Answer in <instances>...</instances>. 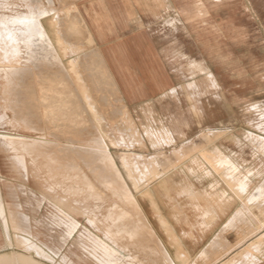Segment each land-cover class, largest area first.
I'll return each mask as SVG.
<instances>
[{"label": "rangeland", "instance_id": "obj_1", "mask_svg": "<svg viewBox=\"0 0 264 264\" xmlns=\"http://www.w3.org/2000/svg\"><path fill=\"white\" fill-rule=\"evenodd\" d=\"M2 2L4 4L7 2L9 7L0 8L1 13L18 12L17 17L26 16L31 19V15H21V12L28 9L29 0H4ZM41 3V0L37 1L38 7H41ZM179 7L183 10L187 8V11L181 12ZM157 15L159 17L157 19L156 50H149L145 46L146 50L141 53L140 67L116 69L117 73L122 75L126 72L131 76L139 74L144 77L146 91H157V115L161 119L164 118L163 122L171 120L172 109L182 108L188 112V118L198 126L197 129L201 130L202 123L208 127L225 126L226 128L221 133L212 134L211 131L205 134L204 139L207 142L204 147L208 150L216 147L218 141L225 140L227 145L235 144L243 157L256 158L259 154L253 150L250 139L246 136H248L247 131L257 133L251 137L252 143L257 145L263 139L261 135H264V0H157ZM183 15L188 16L185 18ZM43 16L49 20L50 32L53 31L50 35L51 43L57 44H49L48 35L42 37L43 40H37L34 36V44L30 45L28 51V61L24 60L26 64L23 69H18L24 74L18 77L16 83L10 84L12 87H8L7 90L5 80H10V78H3L5 69L3 64L9 66V60H0V254L14 250L28 252L18 245L9 218V208H15L16 213L18 209L20 213L26 215L37 239L58 251L55 259L58 260L62 254L67 253L71 260L76 261L77 257L73 253L75 248L71 244L73 237L67 238L66 241L62 240L63 234L60 232L63 226L57 224L54 208L61 209L55 214H60L62 218L68 216L69 220L64 223L70 230L86 229L94 232H92L91 239L105 240L97 230L98 224L96 223L101 221L98 216L105 212L107 205L112 210L113 204L117 202L115 208L119 203L120 208L117 209H123L121 212L123 213L127 209L126 205L130 203L129 205H132L130 209L125 210V213L128 216L127 212L133 210L134 215L131 212L129 214H132V219L136 220L139 217H135L137 206L135 202L133 203L132 197L135 189L125 178L123 166L125 159L119 158L120 155L122 153L138 154L142 156L141 160L144 164V161L147 162L152 156H157V149L122 146L118 142H110L119 141L120 137L125 135L124 132H120L123 129L122 125H117L115 122L120 120L121 116L117 115L120 109L118 110L116 106L112 109L117 90L111 69L105 67L103 62H101L103 67L99 64L96 52L88 51L91 39L86 37L79 25V19L77 22L73 15H34V18L37 20V17L41 19ZM42 23L40 22L42 27L47 24L45 21ZM40 24L38 21L34 27H40ZM45 26L42 30L46 29ZM57 27L60 28L61 35ZM19 40L21 43V39ZM42 41V46L36 44ZM73 45L74 49L79 50L76 54L77 58L67 60L68 56L73 53V49L70 48L67 56L62 58L63 62L61 56L66 54L68 47L73 48ZM1 52L0 56L4 54ZM3 56H8V53ZM46 58H50L48 64ZM12 62H17V60L11 59ZM207 72L214 75L215 82H210L206 78ZM191 81H195L196 85L188 88L187 84ZM169 87L176 88L175 95L161 97L160 92ZM95 109L97 110L94 111ZM102 133L105 134V139L102 138ZM200 133V131L194 133L195 140L202 139ZM6 139L11 142L8 140L7 143ZM12 142L19 147V151ZM22 144L29 149H24ZM25 150L29 152H24V155ZM107 150L113 155L116 165L122 171L123 180L129 187V200L124 195L127 198L126 201H129L126 205H124L126 198L121 200L120 197L123 195L120 196L121 193L118 194V190L114 192L111 189V192L110 189H105L114 187L116 182L115 164L109 161L111 155ZM225 150L229 154L234 151L232 147H227ZM152 151L154 153H151ZM123 155L126 158L125 154ZM49 157L57 158L61 163H67L68 166L70 164V168L50 164L48 172L51 175H47L49 179L43 180L46 172V169L42 170L43 165H47L44 162ZM186 160L185 157L176 168L185 170ZM73 163L80 166L81 172L78 169L77 171L71 170ZM189 166L194 171L190 175L199 182L209 179L216 180L218 176L215 173L210 176L205 174L207 164L196 165L194 163ZM252 168L253 170L261 169V163ZM75 172L77 178L71 179ZM154 179H157V176ZM36 182H40L42 188L40 186L37 188ZM89 182L91 188L88 186ZM262 182L261 187L257 186L250 194L247 192L242 196L240 191L237 192L241 199L240 209L231 216L229 222L215 238L218 239L217 244L222 242L220 246L228 248L229 243L223 239L222 234L237 223H241V230H238L239 234H237L241 240L237 243L236 252L227 255L219 264L234 257L236 258L232 264H254L255 262V264H264V259H261L260 255L264 250L263 245L254 246L249 250H241L240 247L264 230V227L260 226L264 224V182ZM149 186L155 191L157 181ZM69 189L74 192H81L82 189H86L87 192L94 190L95 193L98 192L97 197L100 193L101 198L96 199L94 196L93 199L87 200V204L98 215L94 217V220L92 219L93 221H88L85 214L79 216L78 219L76 216L67 215L60 207L61 205L55 202V199H64L65 196L61 195V192L54 191L67 192ZM257 190L262 194H257ZM113 192H117L120 197ZM69 196L73 199V195ZM116 196L123 204H120V200L117 201ZM136 196L157 232L153 214L148 211L150 209L149 200L139 193H136ZM155 198L157 199V196ZM151 204L157 214L156 203L151 201ZM133 205L134 208H132ZM124 206L125 209L122 208ZM115 208L111 211L112 213L117 210ZM117 211L116 215L113 214V221L119 217L121 210ZM250 214L253 215L249 218ZM133 220L130 221L135 223L136 221ZM138 221L140 224L143 222L142 227L147 226V230L150 228L142 217H139ZM248 221L255 222L257 226L251 227ZM150 239L155 240L156 238L152 235ZM173 240L176 239L173 237ZM216 240L212 243L213 245H217ZM122 242L128 245L127 248L133 253L125 252L119 255L118 258L121 260L123 256L129 259L128 255L132 259L133 254L138 255L141 260L151 255L148 248L140 249L141 247L139 248V245L130 238ZM230 247L233 246L230 245ZM76 253L83 256L81 250L76 249ZM159 255L157 251L158 260L161 259ZM219 256V253H215V258ZM109 260L106 259L108 262ZM260 260L263 262H259ZM150 263L149 260H145L141 264ZM198 263L205 264V261L200 259Z\"/></svg>", "mask_w": 264, "mask_h": 264}, {"label": "crops", "instance_id": "obj_2", "mask_svg": "<svg viewBox=\"0 0 264 264\" xmlns=\"http://www.w3.org/2000/svg\"><path fill=\"white\" fill-rule=\"evenodd\" d=\"M2 1L4 0H0V8L9 7L7 2L5 5ZM37 1L38 0H29V5H27L28 9L21 12V15H31L33 26L38 24L39 21V18L37 17L36 20L34 15H73L76 17L75 19L77 22L79 19V25H81L86 37L91 39L88 51L91 53L92 51L96 52L99 64L102 67V64H104L105 67L111 69L113 81L117 90L116 98L113 101L114 107H112V109H114L115 106L118 107V110L120 109L119 113L117 112V115L121 116L120 120L118 119L115 121L117 125H122L123 129L121 128L122 131L119 129L120 132H130L134 126L135 131L140 133L141 139L139 137L136 139L131 137L133 140L131 141L132 145L135 147H149L152 150L157 149V159L160 160H157V173L159 174H157V188L154 191L149 186L157 206V216L151 204L149 205L150 209H148L154 217V222L157 227V237L161 240L172 257H175L176 251L180 249L187 254L189 259L193 258L214 239L229 221L231 216L240 209L241 199L236 190L240 189L241 174H245L248 171L251 172L249 175L248 194L254 192L256 187L263 181L264 154L256 151V145H254L251 140V137L257 133L247 131L248 136H246L248 137L247 139H250V145H252L251 147L253 150L259 154L256 155L255 153L256 158L243 157L235 144L227 145L225 140L218 141V145L214 147L215 149L219 148L218 154L212 153L213 151L211 152L204 147L205 142H207V140L204 139L206 136L205 134L211 131L221 133L224 131L223 129L226 128L225 126L208 127L202 123L201 130L197 129L198 126L194 125L192 120L188 118V112L184 111L182 108L172 109L170 115L171 120L163 122L164 118L161 119V117L157 115V91H146L144 77L139 74L131 76L126 72H123L122 75L117 73L116 69L140 67L142 58L141 53L146 50L145 46H147L149 50H156L157 19L159 17V15H157V0H41V7H38ZM178 9H180L181 12L187 11V8L183 10V8L179 7ZM17 13L18 12H11L3 14L0 12V51L4 54L8 53V56H4L5 58L3 60H9V66L8 64H3V67H5L3 78H10V80H5L6 90L8 87H12L10 84L16 83L18 77L24 74L18 69H23L24 64H26L24 60L28 61V51L30 45L34 44V36H36L37 40H43L42 37L48 35L50 38V35L53 33V31L50 32L51 27L48 23L49 20L45 16H43L42 19L43 22H47L46 26L44 25L46 29L42 30L44 26L42 27L40 22L39 24L41 27L32 28L30 26L29 29L28 27L26 29H19ZM3 15H10L9 23L8 20L5 19L6 16ZM183 16L186 18L188 15ZM52 20L55 21V19ZM52 20L51 22L53 23ZM19 30H21V33L23 31L26 32V34H24L26 41H24V36L18 38ZM57 30L59 32L60 28L57 27ZM61 34L60 30V35ZM19 39H21V43H19ZM30 40H32V42H29ZM49 41V44H57L51 43V38ZM36 44L42 46L43 41ZM70 48L73 49V53H71V56H68L67 60L70 58H77L76 54L79 50L74 49L73 45V48L68 47L66 54L61 56L63 62ZM3 55L0 56V60H2ZM18 55H20V60L18 59ZM99 57H101L102 60ZM11 59L17 60V62L11 63ZM49 61L50 58H46L47 64ZM101 62L103 63L101 64ZM207 73L206 78L210 82H215L214 75L211 72ZM195 85V81H191L188 82L187 87L192 88ZM175 93L176 88L169 87L163 89L160 92V96H173ZM193 109L195 110V107H193ZM149 128L151 131L153 129V132L157 131V135L155 134L154 136V138L156 137L155 139L150 140L148 138L147 133L150 132ZM199 131L201 132L202 139L195 140L194 133H198ZM261 136L264 139V135ZM227 147H232L234 151L229 154V152L225 150ZM184 151L185 154L183 153ZM151 153L154 152L152 151ZM203 153H205V155ZM206 153L208 155H206ZM209 153H211L212 156H210ZM111 156L113 157V155ZM204 156L205 160L208 159L207 161H204V158H202ZM50 157L44 162V164L47 165H43L42 169L43 171L46 169V176L51 175V173L48 172L50 164L70 168V164L68 166L67 163H61L59 159ZM185 157L187 158L185 162L186 169L176 168L178 163ZM196 157L201 161H199L198 164V159ZM193 159L196 165L200 163L207 164L208 167L205 174L209 176L214 173L217 174L216 180L209 179L199 182L194 176L190 175L191 172H194L192 168H189V164H194ZM165 161H167V163ZM208 161H217L216 167L214 163H211L212 166H209L210 163ZM170 163L172 165H170ZM259 163H261L262 168L253 170L252 167ZM163 164H165L166 167H162L164 166ZM168 164L169 166H167ZM72 169L77 171L74 164L71 166V170ZM45 175V178L42 179H49V177ZM32 178L34 179V177ZM76 178L75 172V175L71 177V179ZM186 186H190L191 188ZM211 186L216 187V190H212L210 188ZM183 188H185V190ZM141 190L135 192L134 196H136V193H140ZM222 190L226 191L223 192V194L226 193L229 199L228 201H224L225 199H223L222 202L218 201L216 203L218 196L223 195L220 192ZM207 193L208 196L205 195ZM156 196L157 199L155 198ZM201 205H207L206 211L209 209L207 219L201 216L203 211L200 209ZM203 220L205 225L202 224ZM240 224L241 223H237L234 227L229 228L222 234L223 239L229 243V246L232 245L233 247H230L228 251H226L227 248L219 247L214 254L210 251V253H212L210 254L211 257L208 256V258L210 257L208 262H206L207 259H203L205 264H219L227 255L236 252L238 249L237 243L241 240L237 235L239 234L238 230H241ZM250 225L251 227H255L256 224L250 222ZM263 234L264 230L247 240L244 245L256 243L258 239L264 237ZM173 237H176V241L172 239ZM240 247L241 250H243L244 246ZM215 253H219L220 256L215 258ZM261 257V259H264V250L261 253ZM261 261L262 260L259 262Z\"/></svg>", "mask_w": 264, "mask_h": 264}, {"label": "bare ground", "instance_id": "obj_3", "mask_svg": "<svg viewBox=\"0 0 264 264\" xmlns=\"http://www.w3.org/2000/svg\"><path fill=\"white\" fill-rule=\"evenodd\" d=\"M3 16H6L5 19H7L8 20V23H9V17H10V15H3ZM17 22H18V28L19 29H26L27 27L29 29L30 26L32 28L34 27L33 26V21H31L30 17H28V18L26 16L17 17ZM39 22L42 23L43 22V19L42 18L39 19ZM24 34H26L25 31H23L21 33V30H19L18 38L24 36V41H26V37H25ZM4 58L5 57L2 56V59H4ZM18 59L20 60V55H18ZM96 110L97 109H95L94 111H96ZM153 131H154L153 129H152V131L150 129V132H148V133L146 132L147 133V136H148V138L150 140L156 138V137L154 138V136L157 133V131L156 132H153ZM211 133L214 134V133H218V132H211ZM101 136H102L103 139H105V137H106L105 134H103V133H102ZM131 136L133 137V139H136L138 137L140 138V134L137 131H135V127L134 126L132 127L131 132H129V133L125 132V135L121 136L119 141H110V142H118L122 146H133L132 143H131V141H133L132 138H131ZM98 137H99V135H98ZM8 140H7V143H8ZM166 140H167V137H166ZM12 141L16 142L15 140H12ZM169 141H171V140H169ZM9 142H11V141L9 140ZM14 142H12V143L15 144ZM22 142L25 143V141H22ZM156 142H157V140H156ZM13 144H12V146H14ZM9 145H11V143ZM15 146H16V144H15ZM23 146H22V148H23ZM16 147H18V146H16ZM25 148H28V147L25 145L24 146V149ZM218 149L219 148H217V149L214 148V149H211L210 151L211 152L213 151L212 153H215V154L217 153L218 154ZM17 150L19 151V147L17 148ZM27 150L23 151V153L26 152ZM18 151H15V152H18ZM201 151H203V150H201ZM256 151L258 153H260V152L261 153H264V139H262L256 145ZM27 152H29V151H27ZM183 153L185 154V151ZM26 154H28V153H26ZM123 154H125L126 158H124V155ZM203 154L205 155V153H203ZM209 154H210V156H212L211 153H209ZM24 155H25V153H24ZM200 155L203 156L202 154H200ZM206 155H208V154L206 153ZM15 156H17V155H15ZM18 156H19V154H18ZM108 157H110V156H108ZM141 157L142 156H139L138 154L137 155H135V154H128L127 155L126 153H122L119 158L125 159L124 160L125 161L124 162L125 165H123L124 166V170H125V175H126L125 178H126V180H128V181L131 182V184L133 185V188L135 189V191L133 192V195H132V197L134 199V201L133 200L132 201H133V203L135 202V204L137 206L135 208V210L137 209L135 211V217L136 216H139L140 218L142 217L143 220H144V222H146V224H148V226L150 227V228H148V230H147V226L145 228L142 227L144 223L142 222V224H140V221H138L139 217L137 219L135 218L136 220H133L134 218L132 219L133 216H131V215L132 214L134 215V212L132 213L133 210H129L132 213L131 215H129L130 212H127L126 211L128 213V216L130 218L125 213V210L130 209V207L132 205V204L129 205L130 204V203H128L129 201L128 202L126 201L127 198H128V196H130V190H129V187L125 184V181L123 180V177H122V174H121L122 171L120 170V168L118 167V165H116V161L111 156L110 159L109 158L108 159L111 162V164H113V163L115 164V166L114 165L113 166L115 167L116 182H115V186L114 187H112V188L108 187V188H105V189L106 190L107 189L108 190L110 189V191L112 189L114 192L116 190H118V194L121 193L120 196L123 195L122 197H120L117 194V192L116 193L113 192V194H115V195L117 194L118 197H120L121 200H123L124 198L127 197L124 200V201H126L124 205H126V203H128V205H126L127 206V209H125L126 208L125 206L122 207V208L125 209L123 211V213L126 214V216H124V214L121 213L123 209H120L121 211L117 209L119 207V205H118L119 203L117 204L118 207L115 208V205H116L117 202L116 203L114 202L115 203V205L113 204L114 207L111 204V206L113 207V209L115 208L118 211H120V214H118L119 217L117 216L118 218H116L115 221H113L112 219H113V216H114L113 214H115V212L117 210L114 213H112L111 211L113 209L111 208L112 210H110V208H109L108 205L105 207V212L103 214H101L100 216L96 215V213L94 212V210H92L91 206L89 204H87V200L88 199H93L94 196L96 197V199L99 198V197L101 198L100 193H99V196L97 197V193L98 192L95 193L96 191H94V190H89L88 192H87L86 189L85 190L82 189L81 192H74L71 189H69V191H67V192L61 191V190L54 191V192H61L60 194L65 196L64 199H60V200L55 199V202L58 205H61L60 207L64 210V212L67 215L76 216V219H78L79 216H83L85 214L87 216V220L88 221H91L92 219L94 220V217L96 218V216L100 217V220L101 221H99V222L96 223V224H98L97 225V227H98L97 230L99 231V233L101 235H103V238L105 240H103V239H96V240L95 239H91L92 236H93V234H92L93 231L92 232L91 231H87L86 229L84 230L82 228H80V229L77 228L75 230H70V228L69 227H66L65 226V223H64L67 220H69L68 219V216L67 217H64L63 216L64 218H62V216L60 214H55V212L58 213V211L59 212L61 211V209L59 207H55L54 208V216L57 217V220H58L57 221V224L59 226L60 225L63 226V229L60 232L61 234H63L61 236L62 237V240L63 241H66L67 238H72L73 237V240H72L71 244L75 248V250L73 251V253L77 257L76 261H73V260L70 259V257H68V254L67 253H64L57 260L54 257L57 255V252L58 251L57 250L55 251L53 248H51L50 246H48L45 242L40 241V240L37 239L36 235H34L33 232H32V230H31V225H30V223H29L26 215L20 213L18 211V209H17V213H16L15 212V208H9L8 214H9V218L11 219V222H12V227L14 229L15 238H16V240L18 242V245H20V247H22L25 251H28V252L25 253L24 251L23 252H21V251L19 252L18 250L17 251L14 250V251H11V252L2 253V254H0V264H53L54 262H56V264H84V263H88V262H91L93 264H137V263L141 264L145 260L146 261L149 260V262H151L150 264H199L198 261L200 259H204V260L207 259L206 262H208V259H210V257H211L210 254L213 251L215 252L219 248L220 244L222 243L221 242L219 244V242H218V244H217L218 239L216 240L215 237H214V239L212 238L213 240H211L210 243L206 247H204V249H201L198 252V254L196 256H194L193 258H191V259H189L188 256H187V254L184 251H181L180 249H178L176 251V256L175 257H172L169 254V252L167 251V249L164 247V245L162 244L161 240L157 237V233H156L154 227L149 222L146 214L144 213V211H143V209L141 207V204H140L137 196H134V193L140 191L143 188L139 194L142 197H146L149 200L150 204H151V201L155 202L154 195H153L152 191L150 190L149 185L152 182L157 181V179H154V178H155V176H158L159 175L157 173V160L158 159H157V156L156 157L155 156H152L150 158V160H147V162L144 161V164H142V161L143 160H141ZM162 157H163V155H162ZM75 158H77V156ZM196 158H194V159H196ZM202 158H204V161H207L208 160V159L205 160V156L202 157ZM168 159H170V158H168ZM194 159H193V163L196 164V162H194ZM209 159H212V158H209ZM217 160H219V159H217ZM158 161H160V160H158ZM171 161H173V160H171ZM199 161L200 160L198 159L197 164L199 163ZM165 162L167 163V161H165ZM171 163H170V165L173 164V163L172 164ZM209 163H210L209 166H212L211 163L212 164L214 163V166L216 167L217 161H215V162L214 161H210ZM73 164L79 170V172H81L80 166L76 165L75 163H73ZM163 165L164 166H162V167H166L165 164H163ZM173 165H175V164H173ZM167 166H169V164ZM224 167L226 168L225 165H224ZM222 169H224V168H222ZM24 170H25V168H24ZM205 171H207V170H205ZM191 173H193V172H191ZM156 174H158V175H156ZM161 174H162V171H161ZM250 174H251L250 171H248L245 174H241L242 175L241 176L242 179H240L241 180L240 189L239 190H236V192L239 193V191H240V193H241L242 196H244L248 192V188H249V175ZM239 176H238V178H239ZM263 182H264V180H263ZM36 183H37V188L39 186L41 187V183L40 182H39L40 184L38 182H36ZM216 185H217V182H216ZM260 185H261V183L258 185L259 188L261 187ZM88 186H89V188H91V183L90 182L88 183ZM186 187H188V186H186ZM188 188H191V187L189 186ZM210 188L212 190H216V187H214V186H211ZM183 189L185 190V188H183ZM220 192L223 194V192H226V191H223L222 190ZM256 193L257 194H262L261 191H258V190H257ZM69 195H73V199ZM124 195L126 197H124ZM205 195L208 196V193L205 194ZM118 197L116 196L117 201L120 200V199L118 200ZM152 197H153V199H152ZM114 198H115V196H114ZM102 199H104V196L102 197ZM105 199H106V197H105ZM223 199H225L224 201H228L229 198H228V196H227L226 193H224L223 195H219L218 196V200L216 201V203L218 201L222 202ZM121 200L119 202H121L120 204H123ZM128 200H129V198H128ZM242 204L245 205L244 203H242ZM121 206H123V205H121ZM206 206L207 205H201L200 206V209L203 210L202 213H201V216L203 218H206L207 219V217L209 215L208 214L209 213L208 212L209 209H208V211H206L207 210ZM134 207L135 206L133 205L132 208H134ZM239 212H242V211H239ZM239 212H237V213L240 214ZM244 212H245V210H244ZM156 213H157V209H156ZM210 213H211V211H210ZM241 214H243V212ZM240 215H239V217H240ZM252 215L249 216V218L252 217ZM156 216H157V214H156ZM242 216H244V215H242ZM234 218H235V215H234ZM234 218H233V220H234ZM6 219H7V217H6ZM251 219H253V218H251ZM130 220H133L134 222L135 221L136 222L135 223H132ZM254 220L256 222H258V220H256L255 218H254ZM254 220H252V221H254ZM248 222L250 223V221H248ZM204 223L205 222L203 220L202 221V224L205 225ZM259 224H260V222H259ZM5 225H6V223H5ZM260 226H264V224L263 225H260ZM145 229H146V231H145ZM11 232H13V231H11ZM75 233H77V234L74 237ZM152 235L154 236V238H156L155 240L154 239H150V237L152 238ZM263 236H264V234H263ZM127 238L128 239L129 238L132 239L135 244L137 243L139 245V248L141 247L140 249H142V248H148L151 251V255H149L147 258L142 259V260L136 254H133V257L134 258H132V259L130 258L129 255H128L129 259L127 258V256H123L122 257V260L119 259L118 258L119 255H122L125 252H129V253L132 252L130 249L127 248L128 245H126L125 243L122 242L124 239H127ZM218 238L220 239L219 236H218ZM246 238H244V240H246ZM174 239H176V237ZM215 240H216V244L217 245H213L212 244V243H214ZM221 240H222V238H221ZM244 240H242V241H244ZM257 245H263L264 246V237H262L261 239H258L257 242L254 243V244L248 243L247 245H243L244 246L243 247V250H249L250 248L252 249V248H254V246H257ZM15 246H17V245H15ZM60 246H62V245L60 244ZM221 246L223 248L226 247V246H223V245H221ZM136 247H138V246H136ZM227 247H230V246H227ZM76 249L77 250H81V253L83 254L84 257L82 255L76 253ZM157 251H158V253H160L159 257H161V259H159V260L157 259ZM207 251H209V252H207ZM210 251H212V252L210 253ZM214 252L212 254H214ZM33 254L36 255V256H34ZM208 256H210V257L208 258ZM235 258L236 257H234L233 259H230L228 261L225 260L226 261L225 263L232 264L234 262ZM106 259L107 260L110 259L112 261L109 260V262H108V261H106ZM123 259H124V261H123ZM113 260H115V261H113ZM211 263H213V262H211ZM225 263H223V264H225Z\"/></svg>", "mask_w": 264, "mask_h": 264}]
</instances>
